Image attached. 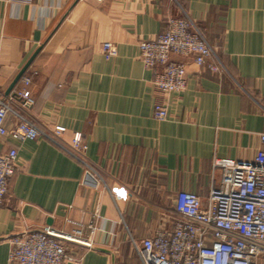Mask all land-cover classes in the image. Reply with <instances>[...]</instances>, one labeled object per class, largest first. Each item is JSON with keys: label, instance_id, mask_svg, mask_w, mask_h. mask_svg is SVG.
<instances>
[{"label": "crops", "instance_id": "0c3cea01", "mask_svg": "<svg viewBox=\"0 0 264 264\" xmlns=\"http://www.w3.org/2000/svg\"><path fill=\"white\" fill-rule=\"evenodd\" d=\"M186 15L213 55L202 66L173 56L186 66L187 87L168 96L170 116L160 121L153 109L163 97L139 43ZM39 47L24 73L34 105L18 96L22 78L6 100L48 134L62 127L65 142L81 133L96 175L48 136L0 135V152L18 151L0 205V264H9L13 234L44 226L82 230L91 247L75 245L79 264H142V241L172 231L180 191L206 200L221 176L215 159L251 162L261 147L264 0H0L1 98ZM16 121L9 112L6 126Z\"/></svg>", "mask_w": 264, "mask_h": 264}, {"label": "built area", "instance_id": "2783aa9c", "mask_svg": "<svg viewBox=\"0 0 264 264\" xmlns=\"http://www.w3.org/2000/svg\"><path fill=\"white\" fill-rule=\"evenodd\" d=\"M28 3L31 0H10ZM105 53L115 56L117 46L105 42ZM192 57L202 66L208 63L213 49L189 17H169L166 28L154 37L139 43V59L153 71V85L161 97L154 104L153 115L169 119L168 96L181 93L187 87L188 73L183 62L173 56ZM219 70L216 64H209ZM24 86L18 96L23 107L35 103L30 92L32 77H22ZM12 112L17 121L6 126L7 114ZM64 129L57 126L50 134L29 120L24 113L14 110L0 97V135L17 141L36 140L48 136L63 150L82 161L87 175H96L85 159L87 144L83 135L75 133L71 142L62 138ZM261 147L251 162L233 159H215V168L221 170L214 180L206 200L193 192L180 191L175 202L172 231L160 229L142 241L139 248L142 264H259L264 257V132L260 133ZM18 151L11 148L0 152V205L9 194V178L15 172ZM115 201L119 193L111 192ZM9 264H79L81 255L75 245L91 247L82 238V230L57 231L51 226L26 229L10 239Z\"/></svg>", "mask_w": 264, "mask_h": 264}, {"label": "water", "instance_id": "95a60500", "mask_svg": "<svg viewBox=\"0 0 264 264\" xmlns=\"http://www.w3.org/2000/svg\"><path fill=\"white\" fill-rule=\"evenodd\" d=\"M42 47H39L35 53L30 57V59L26 62V64L22 67V69L17 73V75L14 77L13 81L11 82V84L9 85V87L7 88L5 95L1 98V101H4L6 99L7 96H9L14 87L16 86V84L21 80V78L23 77L25 71L28 69V67L31 65L33 59L35 58V56L38 54V52L41 50ZM67 264H76V263H72V262H68Z\"/></svg>", "mask_w": 264, "mask_h": 264}, {"label": "rangeland", "instance_id": "374dc122", "mask_svg": "<svg viewBox=\"0 0 264 264\" xmlns=\"http://www.w3.org/2000/svg\"><path fill=\"white\" fill-rule=\"evenodd\" d=\"M263 259V260H262ZM259 264H264V257L260 258Z\"/></svg>", "mask_w": 264, "mask_h": 264}]
</instances>
